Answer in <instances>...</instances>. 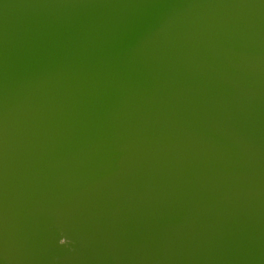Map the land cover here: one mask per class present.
Wrapping results in <instances>:
<instances>
[{
  "label": "water",
  "instance_id": "water-1",
  "mask_svg": "<svg viewBox=\"0 0 264 264\" xmlns=\"http://www.w3.org/2000/svg\"><path fill=\"white\" fill-rule=\"evenodd\" d=\"M2 244L264 264V0H0Z\"/></svg>",
  "mask_w": 264,
  "mask_h": 264
},
{
  "label": "bare ground",
  "instance_id": "bare-ground-1",
  "mask_svg": "<svg viewBox=\"0 0 264 264\" xmlns=\"http://www.w3.org/2000/svg\"><path fill=\"white\" fill-rule=\"evenodd\" d=\"M68 245V244H66ZM68 246H76L78 248H87L88 245L81 240H75L69 243ZM49 259L37 256L28 251H21L18 248L8 247V245H0V264H53ZM56 262V261H55ZM64 264H130L122 262H99L94 261H70Z\"/></svg>",
  "mask_w": 264,
  "mask_h": 264
}]
</instances>
